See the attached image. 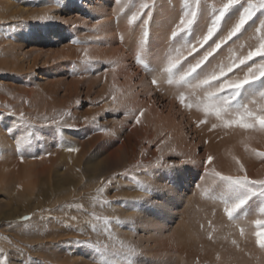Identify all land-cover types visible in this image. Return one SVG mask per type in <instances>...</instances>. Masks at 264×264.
<instances>
[{"label":"rangeland","instance_id":"rangeland-1","mask_svg":"<svg viewBox=\"0 0 264 264\" xmlns=\"http://www.w3.org/2000/svg\"><path fill=\"white\" fill-rule=\"evenodd\" d=\"M225 3L0 0V135L10 142L12 156L0 157V264H264V188L254 186L256 194L241 217L206 222L214 212L210 193L230 198L227 182L214 173L223 171L227 161L221 158L217 165L214 155L203 153L197 126L202 107L217 102L202 88L169 84L165 71L170 58L180 61L174 71L199 58L227 34L249 0L234 5L212 40L189 54ZM143 4L149 7L142 10ZM193 10L196 22L191 31L181 32L180 20L190 18L185 13ZM133 15L138 19L129 24ZM262 21L264 12H257L198 72L226 69L257 49L264 42ZM246 71L245 65L233 67L228 78L243 79ZM258 83L246 86L237 100L264 115V84ZM243 122L253 123L246 117ZM67 129L84 140L87 130L102 138L119 132L118 144L127 153L120 171L84 173L82 167L67 170L56 163L63 150L69 151L64 147ZM233 133L226 140L233 170L224 169L225 176L264 179V161L250 167L254 149H240L264 148V129ZM176 136L193 159L175 149ZM184 165L190 169L179 186L183 198L166 202L173 193L155 194L151 178ZM215 179L219 186L212 184ZM251 213L260 219L248 221ZM148 216L154 222L144 227L141 220ZM240 220L256 233L247 232ZM183 231L188 232L184 239ZM184 242L185 260H169L172 255L166 252L158 260L157 251Z\"/></svg>","mask_w":264,"mask_h":264},{"label":"bare ground","instance_id":"bare-ground-1","mask_svg":"<svg viewBox=\"0 0 264 264\" xmlns=\"http://www.w3.org/2000/svg\"><path fill=\"white\" fill-rule=\"evenodd\" d=\"M102 5L103 4L101 3V6ZM102 9H104V8L102 7ZM163 14H165V13H163ZM161 16H162V14H161ZM121 23H123V22H121ZM161 24H162V21H161ZM166 25H168V24H166ZM120 26H121V24H120ZM225 26H227V25H225ZM113 27H115V26H113ZM103 33L104 32H102V34ZM153 38L155 39V37H153ZM37 39H39V37H37ZM245 56H246V54H245ZM142 59H143V57H142ZM255 85H253V86H255ZM253 89L251 90V92L253 91ZM248 97L250 98V94L248 95ZM208 105H210L209 112L206 114L204 111H203L204 113L202 111H200V119L198 118L200 120V122L198 121L199 124L197 126H198V132H199V135L201 138L200 141L202 143V144H200V142H199L198 144L203 146L202 147L203 153L209 152V154L214 155L216 157V160H215L216 164L219 160L220 161L222 160L221 158H224L223 162L224 163L226 161L227 162L225 164V167L223 168V171H224V169H226L227 171L232 172L233 169L230 168L229 161L226 158L227 156H230V152L227 150L228 144H226V140H228V137L230 135H234L233 132H235V134L236 133L242 134L244 127H241L240 123H234V121H236V117L239 114V112L235 113L234 109H231V110H229V112H227V114H222L221 118H217L213 115V109L215 108L216 105L215 106L211 105V104H208ZM202 108H204V107H202ZM248 110L253 113V117H247L246 116V118L250 122H253L254 127H257V128L261 127L258 123H255V121H254V117L257 116V113H254V106L249 107ZM212 115H213V117H212ZM202 118H204V121H202ZM225 121L229 122L227 126L225 125ZM213 125H215V127H213ZM232 126L235 127V130L232 129ZM86 133L89 136L88 140H84L83 138L85 136L84 135L82 136V134L73 133L68 129L63 130V135H64L65 139L69 141L68 144H64V147L76 148V149H78V151H65V150H63L65 152L62 151L60 156L57 157L58 162H56V163H58L61 166L65 165L67 170H75L76 171V169L78 170V169H81V167H82V169H84V173L97 172V171L101 172L102 171L104 173H108V175H109L110 173L111 174L116 173L115 172L116 170L120 171L121 165L125 160L124 157L127 153L124 150V147L122 145L118 144L119 132L116 131V132H111L110 134H108V136L112 135L111 138L108 136L106 138L105 137L102 138L100 135H95V134L93 136H91V132L88 130L86 131ZM4 137H3V135H0V157L5 156L6 158L9 159L11 156V153H10L11 151H9L8 149L10 148L11 145H10V142L7 140V138L5 137L6 138L5 139ZM62 143H64V142H62ZM173 143L175 145V149L178 152H180L182 157H185V158L189 157L190 159H193V156L191 155V153L186 152V150L184 148L183 139L181 137L176 136L175 138H173ZM251 148L254 149V151H252L251 155L254 158V154H255L256 159L250 161V165H248V166L254 167V166H256V165H258L264 161L263 160L264 157L260 158L258 155V153H264V148H260L259 146H253V145H251V147H249V148H247V147L243 148V145L240 147L241 151H243L242 149H244V150H247V152L250 151L249 149H251ZM226 152H227V154H226ZM86 155H88L89 158H87ZM173 155H174V153H173ZM239 163L243 164L242 161H239ZM210 166L213 167V165H210ZM219 167H222V164L219 163ZM195 168H198V167H195ZM195 168L192 169L193 172L191 173V176H190L191 179L193 178L194 175H196V169ZM189 169L190 168H187V166L184 165L182 170H180V168L177 167V168L171 169L170 171H165L164 173H159V172L157 174L155 173L153 177H161V179H157V178H153V177L151 178L153 186L158 189V192L155 191L156 192L155 194H163L164 192L165 193H173V196L168 198L166 200V202L168 200H172V198L174 200H178V198H183V195L179 192V186L181 185V182H183V180L186 179V177H187L186 172H189ZM223 171L218 170V172L222 176L223 175L225 176L226 173H228V172L227 171L223 172ZM206 172L209 174L212 173L211 171H209L207 169H206ZM214 173L215 174L217 173L216 170ZM229 176H231V175H229ZM190 177H188V179H190ZM232 177H237V175H233ZM155 179H157V180H155ZM212 184L219 186L220 181L218 179H215L212 182ZM215 190L218 191V188H215ZM210 194L212 197V201L210 202V205L211 204L213 205V208L210 207V209L214 210V212L209 214V216L206 217V219H207L206 222L211 223V222L215 221V219H217V220L222 219L223 221H227L229 219H233L234 217L239 218L242 216V214L247 212L245 209H241L236 214H234L232 218H229L225 209L231 207L232 200L230 198H227V195H224L222 193H221V195L215 194L212 192ZM151 210H154V209L151 208ZM163 213H165V211L159 212V215H164ZM146 215L147 214H144L143 216H146ZM165 217H168V216H165ZM138 218L141 219L140 216ZM147 219L141 220V223L144 227H150L151 223L154 222V219H151L150 216H148ZM258 219H260V218L256 216V213H251L248 217V221H250V222H254ZM168 220H170V217H168ZM240 222L242 223V225L244 226V229L247 232H250V233L255 232L254 227L251 224H247L246 222H244L242 220H240ZM187 233H188L187 231L181 232V238L184 239L187 236ZM206 240H209V239L207 238ZM218 240H219V238H218ZM185 245H187L186 242L179 243V244H176L175 246L169 247L168 249H164L163 251H160V250L157 251V254H159L158 260L162 259V254L164 252L172 255V257H170L169 260L172 259V260H175L177 262H178V260L179 261L185 260L186 259V253H187Z\"/></svg>","mask_w":264,"mask_h":264},{"label":"snow or ice","instance_id":"snow-or-ice-1","mask_svg":"<svg viewBox=\"0 0 264 264\" xmlns=\"http://www.w3.org/2000/svg\"><path fill=\"white\" fill-rule=\"evenodd\" d=\"M119 2V0H117ZM240 3V0H227L216 15L211 20V25L207 27L206 34L202 38L198 39L197 44L191 45L189 48V54H192L203 48L204 45L208 44L212 40L213 36L216 35L218 29L221 27V23L224 20L226 13L234 6ZM149 6L147 4L141 5V9H147ZM257 12H264V0H259L258 3H253L249 0V3L246 7H243V10L240 12L238 19L230 28L227 29V34L223 37L218 38L213 41L211 45L202 53L199 58H194V62H190L185 69L179 71H174L177 69L178 64L180 63L179 59H169L168 65L165 69L167 73V82L172 84L173 82L178 85H191L195 88H202L207 93V98L209 100L215 101L216 106L213 109V112L217 118H221L223 113L229 112L231 109H235L237 112H240L243 109V112L239 116L238 121L234 123H240L241 127L244 128H253V123H244L245 117H253V113L248 110L246 104H240L237 100L241 96L242 91L246 86H251L254 83L264 84V42L259 45V48L249 51L246 56L239 60L238 64L235 62L233 65L225 67H220L217 71L212 69L211 71L198 72L202 66L209 61V58L214 55L228 40H231L242 29L245 28V25L256 15ZM150 14V13H149ZM185 16H190L188 19L182 18L180 20V31L185 30L191 31L192 25L196 22L197 11L193 10L189 13H185ZM138 19V15H133L129 20V24ZM147 23V21H145ZM261 28H264V21L261 22ZM259 30V29H258ZM147 35V33L145 34ZM173 37L177 35L176 32H173ZM179 51V50H177ZM254 57H260L258 63L252 65L248 64V61H252ZM239 65H246L247 71L243 75V79H233L228 78V74L233 71V67H238ZM178 77V79H176ZM155 84L156 81L153 80ZM261 95L264 96V92H261ZM183 101V97H181ZM236 101L235 104L232 102ZM210 105H204V111L207 114L209 112ZM142 114V113H141ZM255 123H258L261 126V129H264V115H257L254 117ZM137 122H139L137 120ZM228 121H225V125H228ZM215 127V125H213ZM69 151H78L76 148H69ZM259 156L264 157V153H258ZM212 157L207 158L206 163H212ZM239 164V161H237ZM241 171H244L243 166L241 165ZM216 176L224 182H227L228 193L232 204L230 208H226L225 211L229 218H232L234 213H237L239 210L245 208L248 202L256 194L253 191L254 186H260L264 188V179L261 180H250L247 175L243 177H232V176H221L219 172L216 173ZM264 195V191L260 193ZM260 221H257V224H260ZM259 235V234H258ZM79 243V242H78ZM261 248H264V240L260 242Z\"/></svg>","mask_w":264,"mask_h":264}]
</instances>
